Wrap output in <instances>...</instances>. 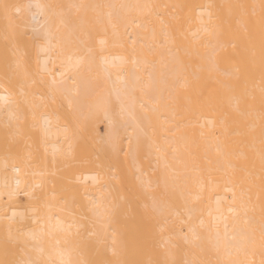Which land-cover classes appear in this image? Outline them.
Returning a JSON list of instances; mask_svg holds the SVG:
<instances>
[{"label": "bare ground", "instance_id": "bare-ground-1", "mask_svg": "<svg viewBox=\"0 0 264 264\" xmlns=\"http://www.w3.org/2000/svg\"><path fill=\"white\" fill-rule=\"evenodd\" d=\"M0 264H264V0H0Z\"/></svg>", "mask_w": 264, "mask_h": 264}]
</instances>
